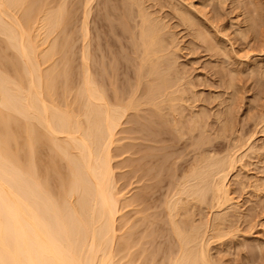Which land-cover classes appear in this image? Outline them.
<instances>
[{
  "label": "bare ground",
  "instance_id": "bare-ground-1",
  "mask_svg": "<svg viewBox=\"0 0 264 264\" xmlns=\"http://www.w3.org/2000/svg\"><path fill=\"white\" fill-rule=\"evenodd\" d=\"M124 1L125 7L129 3L137 4L138 17L141 18H139L141 23L138 40L137 34L134 33L135 36L132 34L133 39L137 40H133L137 43L133 45L134 47L132 46L134 49L132 52L137 51L134 56H138H135L138 61L135 59V68L131 66L137 71L133 70L136 74L134 76L136 84L133 90L129 88L131 93L126 91L128 94L120 90L119 83L117 84L116 81L117 75H120L116 70L118 63L115 65L109 63L116 70V75L115 73L107 75L104 72L106 75H103V79L101 75H99L101 78H98L97 70L96 74L94 72L93 67L96 64L92 62L94 57L91 53L92 43L90 44L92 41L90 40L92 24L90 22L93 19L90 21V18L94 11L95 0L82 1L85 3L82 6L84 19L82 18L83 25H81V33H83L81 35L84 40L82 37L81 39L84 43L83 50L79 51V55L82 52V66L79 65L82 68L77 78L73 77V62L77 65L71 51L74 45L71 46L72 37L67 33L73 21L74 25L77 24H75L76 19H73L66 7L68 1L0 0L3 4V7H0V264H45V262L48 264H59V262L63 264H150L148 260L154 261L160 255H155L149 248L155 249L153 227L156 228V224H161V220L159 223L157 221L163 215L167 219H161L167 222L164 224L161 221L162 226L165 225L161 228L166 230L167 225L171 227L169 231L167 230L173 236L172 238L169 235L172 242L174 241L170 242V245L172 248H174L173 244L177 245L175 250L171 248L174 251L164 259L169 248L166 249L163 263L164 260H168L167 264L197 260H206L207 264L216 263L215 260V262L212 261L210 245L216 242V239L221 240L222 236H226L225 233L223 234L222 227L228 216L223 215L228 208L226 205L234 200L230 197V178L245 155L247 156V154H240L241 148L246 149L249 143L241 147L236 145L239 149L233 148L231 149L233 152H227L223 154L224 156L221 155L223 156L221 158L216 155L211 157L202 155L203 159L202 157L198 158L199 161L196 159L194 168L192 166L188 169L192 168L191 172H186L189 175L186 174L187 176L181 179L178 176L177 182L175 180L177 175L171 176L173 172H169L170 166L167 173L171 174V180L175 176V181L172 182V185H175L173 188L171 185V188L162 192L161 188L165 179L160 180L159 177L165 176L161 177L162 170L157 171L158 167L155 168L156 173H153L152 169V166H155L153 164L160 163L161 156L152 151L145 154L142 151L144 146L142 141L150 142L148 145H153L155 142V146H160L161 150L165 149L166 145L164 147L158 145L163 144V138H165L163 135L166 133L165 128L161 129L164 133L159 131V128H162L160 124L167 122L164 109H167L168 107H165L168 105L171 112L167 111L173 113V117L176 113L179 114L178 110L182 112H180L181 115L184 114L183 112L186 111L184 107L177 110L176 104L179 106L181 101L187 100H183V94L185 93V96L187 92L183 90L184 85L182 89H178L182 86L184 78L176 83L175 79L177 76L179 79L180 75L175 74L177 71L174 68H178V64L170 63L175 61L169 58L173 53L171 50L173 47L169 44L168 48L167 41L164 42L162 38L164 36L162 33L164 34L166 29L162 26L163 23L160 19L152 18L148 10L142 6L143 0L139 3L134 0L133 3L131 0L130 2L127 0V3L126 0ZM140 3L141 5H138ZM131 8L129 10H132ZM72 9L74 8L70 10ZM186 14L178 13L182 19H185L183 21L195 27L192 16L189 18ZM128 15H125L126 19ZM123 17L124 21L125 17ZM254 22L252 20L253 24ZM194 30L198 31V33L196 31V34L200 36L197 35L198 38L208 42L207 46L214 43L211 36H206L198 29ZM70 31L73 35L75 30ZM168 58L171 61L166 65ZM137 62H139L138 65ZM169 64L173 67H167ZM79 66H76L77 71L80 69ZM113 69L111 70L109 66L108 70L113 71ZM105 76L107 78L109 76V79ZM229 83H227L228 86L231 85ZM174 87L178 90L175 91ZM176 94L181 95L177 96L182 99L180 102ZM169 104H175L176 107H171L176 113L172 111ZM130 114H134V118L132 115L130 120H126ZM225 115L228 117L227 113ZM181 118L184 119L182 116ZM131 119L137 120L135 123L138 128L134 127L136 131L132 130L133 133L128 131L127 134L134 135V138L128 136L127 139L129 140L130 137V140L139 141V144L133 145L131 141L132 144L127 145L130 147L127 153L132 149L135 156L137 154L141 156L138 155L137 159L126 161L134 162L135 172H131L140 182L136 181L140 184L139 189L137 188L139 191L129 197L128 192L125 191L133 189L125 187L127 190L122 189L124 191L122 192L121 187L119 188L120 181H117L116 167L113 164L116 156L114 157L113 152L119 149L116 145L119 146L121 140L124 142L125 138L119 137L127 135L124 132L127 130V128L124 129V125L129 124ZM197 119L199 125L204 123L197 117L193 120L198 123ZM224 120L225 125L227 122H232L231 118L230 121L227 118ZM173 122L177 121L173 120L170 124ZM195 122L192 121V127L195 126L192 125ZM170 124L168 122L167 125L165 123L163 125L169 127ZM133 125L136 126L134 121ZM174 125L175 123L171 127L175 128V131L184 129L179 121L176 125L180 128ZM203 125L195 128L196 125L193 129L199 130ZM122 126L124 130H121ZM167 130L170 131V129ZM180 133L184 134V132H177L178 135L175 133L173 135L177 138ZM167 134L171 136L172 132L170 135L167 131ZM152 135L153 138H151ZM173 135L171 139H175ZM181 135L179 137L184 138L182 137L184 135ZM170 138L165 140L170 141ZM140 140L143 144H140ZM176 140L181 144V139ZM199 140H202L201 148L212 144L213 141L209 139L207 144L205 139L199 138ZM199 140L197 143L200 142ZM175 142L170 141L171 145ZM177 143L175 145L179 146ZM122 145L120 148L126 150L125 144ZM194 145L192 144L194 149L201 150L196 143ZM114 146L115 150H113ZM157 147L155 148L158 149ZM146 148L154 149L152 146ZM119 152L116 151L117 155ZM124 152L123 154L126 153ZM164 161L167 163L166 160ZM173 167L175 166L172 165V171H174ZM126 177L130 178L129 175ZM130 184L131 182L129 187L132 186ZM125 185L121 186L124 188ZM163 188L164 191L166 187ZM131 192L129 191V194ZM159 202L163 203L160 208ZM196 204L216 210L212 221L210 218L208 220L211 221L210 223L205 224L207 222H202L203 220L200 224L194 222L192 208L198 206ZM131 208L133 210H130V213L133 211L137 215L140 214L137 216L132 213L137 217L135 222L142 218L139 223H133L132 216H130L132 224L127 221L125 211ZM153 209L159 210L160 213L157 211L155 213ZM127 213L129 214L128 211ZM140 223L143 226L147 224L145 226L147 228L142 236L136 237L135 234L141 227ZM136 224L140 226H138L139 229L135 226ZM157 228L160 227L157 226Z\"/></svg>",
  "mask_w": 264,
  "mask_h": 264
},
{
  "label": "rangeland",
  "instance_id": "rangeland-1",
  "mask_svg": "<svg viewBox=\"0 0 264 264\" xmlns=\"http://www.w3.org/2000/svg\"><path fill=\"white\" fill-rule=\"evenodd\" d=\"M67 1L68 2L66 7L70 11L73 19L74 18L76 19L75 24H77L74 25V21H73L72 22L73 25L71 24L70 27H68V30L69 28H71L70 30L72 31L75 30L73 35L70 30H69L70 33L67 32L69 35H71L70 37H72L71 46L74 45V48H72L71 51L73 52L72 57L76 58V60L74 61L75 63L77 61L76 63L77 65H74L73 62V67H74L73 77L77 78V75L79 74V71L82 68L80 67L82 66L81 64L82 52H80L79 55V51L83 50L82 45L84 43L83 41L84 39L82 36L83 33H81L82 32L81 25H83L82 21L84 19L83 18L84 7L82 8V6H84L85 4L84 2L86 0H67ZM95 1H96L94 3L95 5L93 4L94 11H92L93 14H91V18H90V21L93 19V21L90 22V24L92 23L90 25V30H91L90 40H92L90 41V44L92 43L91 53L93 54L92 57H94L93 58L94 60L92 59V62H95L96 64L95 67H93L94 64L92 65V67L95 68L94 69L95 74L98 72L97 74L98 78H101L103 77V75H106L104 74V72L107 73V75H109L115 73L117 70L118 71L117 74L120 73V75L119 74L117 75L118 79H116L117 84L119 83L118 87L120 88V90H124L122 92H124L125 94H128L126 91L131 93L130 89L133 90V87L136 84V81H134V76H136V74L133 71L135 69H132L131 66L133 65L134 68L136 67L134 66L136 65L135 59H137L135 58V56L138 57L137 55L134 56V54H136L135 52L137 51L136 50L135 52L132 51L134 50L133 45L137 43L136 41L138 40L139 37L138 33H140L139 29H140L141 18L140 16L138 17L139 9L136 6L137 4L132 5L129 3L128 4L129 6L126 4L130 8L132 6L131 8L132 10H129L130 8H128L127 6L125 7L124 0H95ZM134 1L136 2L138 1L139 3L142 0H134ZM131 2L133 3V0H131ZM141 3H143L142 6H144L145 9L148 10L147 12H149L152 18L155 19L157 18L158 20L160 19V21L163 23L162 26L166 28L165 30L163 29L164 34L162 33V36L163 35L164 36L162 38H164V42L165 41L168 42V43L166 42V44H168L167 45L168 48H169V44L170 45L172 44L173 48H171V46L170 48L173 51V53L169 58H171V60H175L176 62L173 61L170 63L178 64L177 65L178 68L175 67L176 65H174L175 67L174 70L177 71V72L175 71L176 75H178L177 73H179L180 75L179 79L177 76V79L175 80H177L176 81L177 83L179 80H181V78L182 79L184 78L183 80L185 82L183 81L182 86H180L181 85L180 84L179 85L180 88L178 89H182L184 85L185 89L183 90L187 92L185 96H184L185 93L183 94V100L187 99L185 102L183 101L180 102V100L182 99L177 97V96H181L178 94H176V97L177 99L179 98V102H180L179 106L176 104L178 102H174L177 106L176 108L177 110L178 108L180 109L184 107V110H186L183 112L184 114L181 115L182 112L178 110L180 115L179 114L177 115V113L174 111V108L171 107V106L174 107L175 104L174 105L169 104V105L172 111L176 113L175 116L176 118L173 117V113L172 114L169 113L171 112V110H169L168 105L165 107L168 108L164 109V116L166 118L165 120L167 121L164 123L167 125L168 122L170 124V122H172L173 120L177 122L179 121L180 125L182 127L184 126V129L181 128L183 131H181V129L180 130L177 129L175 131V128L171 127L173 123H175L176 125L177 122L171 123L170 126L168 125L169 127H165L163 125L164 124L163 122H162L163 124H160L162 125L161 126L162 128H159V126H157V128H159V131H163L161 129L165 128L164 131L166 133L163 135V137L165 138L168 137L170 138L173 135V133L178 135L177 132L178 133L184 132V134L183 133L179 134V136L181 134L184 135V136L181 135L184 138H180L179 136L176 138V135H173L175 139H171V138H170L171 140L169 139L173 143L175 142L176 139L179 138V140L181 139L180 142L182 141L181 144L179 143V141L176 140V142L173 145H171L172 143H170V141H168L167 139L166 141L165 138H163V142H162L163 144H158V145H162L161 147H164L166 145V147H164L165 149L161 150L160 146H158L159 147L158 148L157 146L154 145L155 142L153 145H148L150 142L147 143L146 141H142L144 142L142 151L144 153L152 151L155 154H159L161 156L160 163L153 164L155 166H152L153 167L152 169H153V173H156L155 168L157 167L159 168L160 165L163 167L164 165L163 169L162 167H160L159 169L157 168V171L161 169L162 170V172H160L162 173V175L160 174L161 177L165 176L164 178L159 177L160 180L161 179L166 180V182L165 180L163 181L164 185L163 186L161 185L162 192H165L167 189H169V187L171 188L172 182L175 179L174 177L176 175H177L175 179L176 182L179 181L177 179L178 176L179 179H181L189 175L186 172L188 173L191 172L190 170L192 168L190 170L188 169L193 165H195V160L196 159L198 160V158L202 157V155H205L203 157H207V156L211 157V155L214 156L216 155L219 158H221L225 155V153L227 152L229 153L231 149L234 148L235 150L239 146L241 147L243 146V144L247 145L249 143V145L246 146V149L245 147L241 148L242 150H240V154L241 153L247 154V156L245 155V158L241 163H239L237 169L230 178L231 181L229 187L231 193L230 197H233L234 200L231 201V204L229 203L230 206L226 205V208L227 207L228 208L224 211L225 212L224 215L222 212L223 216L225 217L228 216V217L227 219L225 218L226 222L224 223V226L223 227L221 226L222 230H224L223 234L225 233L226 236L225 235L224 237L222 236L221 240L219 238L218 240L216 239L215 240L216 242H213L210 245V249H211L210 254L211 257L213 256L212 261L214 260L216 261L215 264L217 263L218 264H264V70H263L264 69L263 68L264 67V0H143ZM141 3L138 5H141ZM70 7L74 9H72L71 11ZM124 9L125 10L128 9L129 12H127L128 10L125 11ZM177 11H179L178 13H182V14L187 13L186 16H189V18L190 16H192V20L194 21L196 26L192 27L189 23L183 21L185 19H182V17H180L182 15L179 14L180 15L179 16ZM124 12L127 15L129 13L128 15L129 17L127 16V19L125 16L126 14H123ZM122 16L125 17L124 21L122 19ZM77 18L79 21L77 20ZM252 20L255 21L254 24L252 23ZM188 24L190 26H188ZM125 26L129 28L128 30L130 29L131 30L130 31L126 30L127 28H125ZM193 28L198 29L206 36L209 37L211 36L212 41L214 40L213 41L214 43H210L209 46H207L208 42L206 41L204 42L203 38L202 39L198 38L197 37L198 34H196L197 30H194ZM134 33L135 35L137 34L136 35L137 40L133 39L134 38L133 36H135ZM81 37L83 40L81 39ZM133 40L136 41L134 42ZM212 45H214V47H212ZM74 55H76V57H74ZM169 58L167 59L168 61L166 62V65H168L167 63L169 61H171ZM136 61H138V59ZM109 63L111 65L112 63L114 65L115 63H118L116 64V67L118 66L117 67L118 69H116L115 67L116 70H114ZM138 63L139 62H137V65ZM76 66H79L80 68L78 71H77L78 67ZM105 66L107 72L104 69ZM109 66L111 67V70L113 69V71L108 70ZM171 66L173 67L172 64L171 65L169 64V66L167 67L171 68ZM101 68L104 69V71ZM75 70L77 72H75ZM100 70H102V72ZM172 71L173 70H171L170 72ZM128 72L130 74H128ZM175 74L173 75V77L175 76ZM99 75H101V77H99ZM105 78H107V76H105ZM107 79H109V76ZM228 81L231 83V85L229 86L227 85V83H229ZM129 82L131 84L133 83L132 87H130L131 84L130 86H128ZM232 85L233 88H231ZM175 87L173 89L175 91L178 90ZM227 87L230 88L231 91ZM226 113L228 117H226L225 115ZM132 115L134 118V114ZM132 115L130 114V117L128 116L129 119L127 117L126 120H130V118H132L131 117ZM171 115L174 118L173 120ZM181 116L184 117V119H182ZM195 116L199 118L200 121L203 120L204 123H200L199 125L198 119H197L198 123H196L195 122L196 120H193L196 119ZM223 118L224 119L227 118L228 120L231 118L232 122L230 120H229L230 123L226 121L227 124H229V125L226 124L229 130L225 127L226 126L224 123L225 120ZM191 120L196 123L192 125L195 126L197 125V127L191 126L192 123ZM133 121L134 124L136 125L137 120L133 119ZM133 121L131 119L130 121L131 124L130 123L128 124L125 121L127 125H124V129L127 128V130H124L123 126L121 129L124 130L125 134L129 132L133 133V131H136L134 130V127L135 129L138 128L137 125L136 126L133 125ZM181 123L182 124L184 123V125H182ZM201 124H204L201 129L200 128L199 130L193 129L194 127L198 128L199 126H201ZM167 129H170V131ZM172 130L175 132H173ZM167 131L168 133L170 132V135L172 132V135L168 136L169 134H167ZM189 131L193 135L189 134L190 133ZM122 136L120 137L118 136V137L120 139L125 138L124 142L123 140H121L122 142H119V146L116 145V148H119L120 150L119 149L115 150V146L113 149L115 150V152H113L115 153V155L114 154L113 155L114 157L116 156L115 157L116 159H113V161L115 160L113 164L116 167L114 168L116 169L115 174H117L116 175L117 181H120L119 182L120 186L118 185L119 188L121 187L120 188L121 191L122 189L124 190L133 189V190L125 191L126 193L128 192L127 194L128 196L129 195L132 196L134 195V193L136 194L139 191L138 187L140 186L139 184L140 182L138 181L136 175L131 172V171L135 172L134 168L136 167V165L133 164L134 163L133 161L132 162L130 161V163L129 161L128 162L126 161L127 159L132 160L133 158H134L133 160H135L138 158L137 156L140 154H137L135 156L133 154L134 150L132 149H130V152L127 153L129 151L128 148H130L127 147V145H131L132 144L131 141H133V145L137 143L139 144V141L135 142L134 140H130L131 139L130 137L134 138V135L130 136L129 134H127L124 135L123 137ZM128 136H130L129 140L127 139ZM151 138H153V135L151 136ZM199 138L205 139V141L209 139L210 141L212 140L213 141L212 144L210 143V145L208 144L209 143L208 141L205 142L208 145L205 146L204 148L203 147L201 148L200 143L202 140L200 141ZM198 140L200 141L198 142L199 144L197 143ZM148 141L150 140L148 139ZM164 141L167 143H165ZM142 142L140 144H143ZM177 142L179 143V146L177 145L178 147L175 145ZM121 143L125 144L126 150L121 149L122 148L120 146L122 145ZM145 143L147 144L145 145ZM195 143L201 148V150L198 151L197 148L194 149ZM192 144L194 145V147H192ZM236 145L239 146L237 147ZM148 146L149 147L152 146L154 149L146 148ZM155 147H157L158 149H156ZM245 150L246 151L248 150L249 152L247 151L246 153ZM116 151H120L121 154L119 152V154L117 155ZM123 152L125 154H123ZM144 153L142 154L141 152L142 155H144ZM164 160H166L167 163H165ZM122 161L125 163H123ZM164 163L167 165H165ZM172 165L175 166L173 167L174 171H172ZM169 168L170 171L168 170ZM167 171L171 173L173 172L172 175L170 174L171 176L175 174V176L172 177L173 180H171V176L168 175L169 172L167 173ZM163 172H165V174H163ZM131 173L132 175L130 176ZM124 174H125L124 176L125 179L123 177ZM133 174L135 176H133ZM128 175L130 178L126 177ZM134 177H136L137 179ZM136 181L139 183L137 184ZM130 182L132 186L129 187L128 185ZM160 182L162 183V181ZM168 182H171V184L170 183L168 184ZM124 183L127 185H125ZM122 184L125 185L124 188L123 186H121ZM173 185L172 188L174 187ZM164 186L166 188L163 191ZM125 187H127V189ZM129 191H132L131 194H129ZM162 204H163L162 202L158 203L159 208L162 206ZM207 204L209 205V203ZM199 205L194 207L196 208L195 210L194 208H192L195 213L192 214L196 219V220L194 219V222L196 221L200 224V222L203 220L202 222H207L205 224H208V222L210 223L212 219L215 217L216 210L213 209L211 210V208L205 205L204 206L201 205L199 206ZM130 210L133 209L132 208L127 209L125 211L127 221L129 222L130 216H132L131 217L132 222L134 220L133 223H137V222L139 223L142 218L140 219L138 217L139 221L135 222V220H137V217H135V215L133 216V214L136 213L133 211L130 213ZM127 211L129 212V214L132 213L133 214L129 215ZM153 211L155 212L157 210L153 209ZM210 211L212 214L210 213ZM154 212H152V214ZM157 212H159V210ZM161 218L163 219L166 217L163 215L161 216ZM161 218H159V220L157 221L158 223L160 220L163 221ZM209 218L211 221H208ZM161 221H160L161 224H159L160 226L155 223L156 228L153 227L155 229L154 240H156L155 242L156 244L153 243L155 245V249L153 247L154 245L152 246L153 249L149 248L151 251L154 252L155 255L157 256L158 254L160 255L157 257V259L155 258L157 260L156 261L157 263L155 262L154 259V257H156L155 255L153 257L154 261L149 258L150 260L148 261L151 262L150 264L152 263L162 264L166 249L169 248L166 251V256L164 257V259L166 257L168 258L169 254L172 253V251H174L176 249L175 247L177 246L173 244L174 248L171 247L172 245L170 244L174 242V241L172 242L173 236L170 235V233H168L169 228L171 229V227H168L169 225H167L166 227L168 229L164 230V228H161L163 224ZM163 222L165 224V222L167 221L165 220ZM198 223L196 224L199 225ZM129 224H132L131 221ZM139 225L141 227L143 226V224L141 225V223ZM139 225L136 224L135 226H137L138 228ZM145 226H147V224H144L143 229L140 227L139 231L136 229V232L138 231L137 234H135L136 237H140L144 234L145 229L147 228V227L145 228ZM157 226L160 227L162 231L160 230V228H157ZM164 226L165 225H163L162 227ZM169 235L172 238H169ZM171 248L174 250H171ZM156 249L158 251L160 249V251L158 252ZM148 261H146V263ZM167 261L164 260V263L167 264L166 263Z\"/></svg>",
  "mask_w": 264,
  "mask_h": 264
},
{
  "label": "snow or ice",
  "instance_id": "snow-or-ice-1",
  "mask_svg": "<svg viewBox=\"0 0 264 264\" xmlns=\"http://www.w3.org/2000/svg\"><path fill=\"white\" fill-rule=\"evenodd\" d=\"M0 7H3V4L0 3ZM45 264H48V262H45ZM59 264H63V262H59ZM175 264H207L206 260H197V261H177Z\"/></svg>",
  "mask_w": 264,
  "mask_h": 264
}]
</instances>
